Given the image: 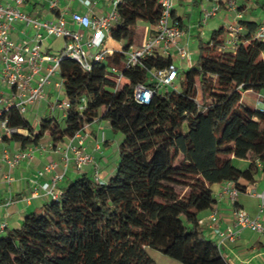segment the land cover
Returning <instances> with one entry per match:
<instances>
[{
	"label": "trees",
	"instance_id": "trees-1",
	"mask_svg": "<svg viewBox=\"0 0 264 264\" xmlns=\"http://www.w3.org/2000/svg\"><path fill=\"white\" fill-rule=\"evenodd\" d=\"M118 11L111 34L128 39L123 49L90 70L68 58L60 61L70 102L64 125L45 117L34 133L15 107L3 116L28 129L29 134L12 137L22 144L44 136L55 143L107 109L112 130L125 135L118 146L123 174L99 181L83 173L27 214L22 225L0 232V264H173L158 262L150 249L182 264H231L199 219L215 208L214 184L231 181L244 192L240 180L254 182L264 168V111L243 99L245 91H264V40L252 38L260 23L248 22L234 48L224 46V27L200 42L197 60L179 78L178 90H161L145 67H127L130 83L113 95L109 67L122 64L125 48L139 38L140 16L156 22L158 0H123ZM171 60L159 56L146 66L166 67ZM137 83L154 90L150 103L134 98ZM126 174L144 183L133 197L123 194L130 185Z\"/></svg>",
	"mask_w": 264,
	"mask_h": 264
},
{
	"label": "built area",
	"instance_id": "built-area-1",
	"mask_svg": "<svg viewBox=\"0 0 264 264\" xmlns=\"http://www.w3.org/2000/svg\"><path fill=\"white\" fill-rule=\"evenodd\" d=\"M29 0H14V4H6L0 1V57L2 69L0 73V137H13L16 133L21 134L23 128L12 126L3 113L11 107H15L23 115L27 111V104L45 99L47 96L46 87L51 84V76L58 74L59 81L55 87L64 89V79L59 72L60 61L68 58L75 61L81 70H90L95 63L106 60L113 51L103 48L102 44L106 37L111 34V27L119 21L120 13L118 5L123 0H112L110 10L102 15L92 16L89 13L72 12L71 22L64 15L56 19L48 20L32 15L21 6ZM86 5L91 0H80ZM51 8H57L59 0H48ZM159 13L152 28L146 30V34L139 44L128 45L123 54L122 64H112L109 76L114 80L112 86L113 95L118 94L120 89L130 83V78L125 74L127 67H145L148 77L156 82L159 87L171 86L178 90L177 80L179 79L178 65L171 60L166 67H148L147 62L155 57H171V52L181 57L189 56L188 43H180L181 37L186 30L181 26L174 14L175 0H158ZM226 9L232 14V19L225 27L224 46L234 48L238 42L239 35L245 30L243 22V8L240 0H225ZM221 5L216 2L202 12L201 23L205 24L208 19L214 16ZM22 22L26 27L34 31L32 42H17L11 37L13 25ZM74 24L79 29L72 28ZM44 33L54 37H62L65 44L58 56L54 57L42 50ZM256 40H264V21H262L252 34ZM53 61L52 64H48ZM3 87L11 89L10 94ZM129 91V88L127 89ZM154 90L143 83H137L133 87V96L142 104L150 103ZM53 107L68 109L70 102L57 99ZM256 107L264 111V91L256 92ZM108 110L104 109L99 116L90 123H85L71 134H67L62 141L52 142L49 145L33 143L28 149H17L11 153L10 149L4 148L0 153V165L6 164L9 171H12L22 160L32 159L37 151L45 150L47 147L61 155L63 171H57L58 161H51L39 170L40 175L52 173L48 181L38 184L32 193L33 196L40 194L56 198L60 195L57 185L63 179L69 164L73 162L78 171L94 165V177L103 181L99 175V168L95 164L94 150H101V143L97 141L93 151L87 149L85 137L90 135V124L93 122L107 121ZM102 127V126H101ZM101 129V128H100ZM101 137H105V131L101 129ZM8 181H13L11 172L6 174ZM225 191L232 199H236L239 190L234 183L227 181ZM251 195L259 199L258 213L250 215L244 208H235L232 212L233 223L222 226L219 222L217 210H213L207 217L211 226L219 236L218 247L221 248L225 240H235L244 228L264 233V191L255 193L250 190ZM11 199V198H10ZM9 199V200H10ZM199 222L206 224V218L201 217ZM1 223L0 228L3 229Z\"/></svg>",
	"mask_w": 264,
	"mask_h": 264
},
{
	"label": "crops",
	"instance_id": "crops-1",
	"mask_svg": "<svg viewBox=\"0 0 264 264\" xmlns=\"http://www.w3.org/2000/svg\"><path fill=\"white\" fill-rule=\"evenodd\" d=\"M6 4H14V0H0ZM258 3V8H254L253 0H240L241 7L243 8V22L246 25L248 22H253L255 25H258L262 21H264V2L261 0H256ZM112 0H91L90 5H86L80 0H59L57 8H51L48 5V0H29L25 2L21 7L30 12L32 15L45 18L48 20L56 19L61 15L71 22V13L72 12H80V13H89L92 16H98L107 13L111 8ZM216 0H175L174 14L176 17H179L182 20L184 25V29L186 33L181 37L180 43H188L189 45V56L186 58L179 57L175 51L171 52V59L178 65L179 78L181 77V66L185 62L186 65L191 66L197 60L193 58V48H196L199 54V43L205 42L203 37L208 35V40L211 38L212 33L218 30L220 27H226L227 23L231 21L232 14L226 9L225 0H217L220 3L221 7L219 11L212 17L208 19L205 24L201 23L202 12L205 8L211 7ZM252 9L251 14L249 10ZM193 11L196 12L198 16L199 26H193V24L189 25L185 21V17L188 15V12ZM139 19L145 22H150L148 16H140ZM138 23V22H137ZM151 26H145L143 31L140 33L139 38L137 39L135 44H139L143 37L146 34V30L151 28L153 23L150 22ZM72 28L79 29L78 26L71 24ZM137 26V24H136ZM34 35V31L30 27H26L22 22H16L13 25V29L11 31V37L17 42H32V37ZM126 40V42L124 41ZM109 43L105 48L111 49L112 51L121 50L125 45L128 44V39L118 40L112 34H110L104 42ZM65 44V39L62 37H54L47 35L44 33V38L42 40V50L44 53L52 55L54 57L58 56L61 50L63 49ZM53 61L48 64H52ZM2 69V61L0 57V73ZM59 76V75H58ZM51 84L48 85V87ZM8 94H10L11 89L8 87H3ZM56 92V87L54 84L53 88H49L48 93L54 94ZM254 93V97L256 100V92L254 91H245ZM47 93V91H46ZM48 93L45 99L39 100L38 102L45 101L48 106L53 107L54 101L48 97ZM65 94V92H64ZM58 99V98H57ZM37 102V101H36ZM35 103V102H34ZM256 107V104H255ZM44 119V118H43ZM42 119V120H43ZM41 120V121H42ZM40 121V123H41ZM107 122V121H106ZM98 123L100 122H93ZM90 124L91 125L93 124ZM90 129V137L94 134L93 130ZM34 133L37 130H33ZM21 134L26 135L29 134L28 129L23 128ZM85 137V140H87ZM65 139V138H64ZM95 142H92V146H88L86 141L87 149L93 151V148L97 141H100L101 144L104 145L106 140L105 137H101V135L94 136ZM62 141V140H61ZM53 141L48 137L44 136L37 143L49 145ZM59 141H57L58 143ZM33 143L22 144L20 141L12 138V137H0V153L4 148L10 149L11 153H14L17 149H28ZM103 150V146L101 145V150L95 153V164L102 168H107L102 170L104 173L109 175L113 169L114 164H110L109 162H105L104 156L110 158L113 156V152L108 149ZM108 150V151H107ZM102 151V152H101ZM111 155V156H110ZM118 161L117 157L115 159ZM58 161L57 171H63V164L61 155L58 152L47 147L45 150L37 151L32 159L22 160L16 167L9 171V168L6 164L0 165V225L4 224L3 229L0 228V232H5L7 228L17 227L22 225L25 220L27 214L31 213L34 209L41 208L44 203L49 200V196L42 193L39 190L40 194L37 196H33L32 193L38 184L48 181L51 177L52 173H46L44 175L39 174V170L42 167L51 162ZM241 166H247V161L239 160L238 161ZM98 167V168H100ZM94 165H90L86 167L82 171L76 170L73 162L69 164L68 169L65 172L63 179L58 183L57 187L59 192L63 191L65 179H75L81 176L83 173L93 172L94 174ZM11 172L14 177L13 181H8L6 178V174ZM71 180V181H72ZM103 180H106L103 179ZM246 186V191L240 192L236 199H232L230 195L225 191L227 182H221L213 185L217 203L214 209H207L201 213L200 217L206 218V224L204 225L206 228V233L208 231L212 234L211 239H213L216 243L219 240V236L217 232L209 226L208 216L213 210H217L219 214V222L220 225L226 226L233 223L232 212L235 208H244L248 211V213L252 216L258 213L259 205L257 207L251 206V202H248L246 199L241 198V196H252L256 198L258 204L260 199L256 195H251L249 193L250 190H254L255 193H259L264 191V168L260 167L255 176L254 182H248L245 179L240 180ZM11 198V199H10ZM10 199V200H9ZM262 221L264 223V216L262 217ZM222 251L225 257L231 264H264V233L253 231L249 228H244L238 237L233 240H225L222 243ZM158 262H170L173 264H182L172 260H166L165 258L158 260Z\"/></svg>",
	"mask_w": 264,
	"mask_h": 264
},
{
	"label": "rangeland",
	"instance_id": "rangeland-1",
	"mask_svg": "<svg viewBox=\"0 0 264 264\" xmlns=\"http://www.w3.org/2000/svg\"><path fill=\"white\" fill-rule=\"evenodd\" d=\"M253 1H254V5H253L254 8H258L259 6H258L257 1L256 0H253ZM261 2H264V0H261ZM48 5H49V3H48ZM251 12H252V9L249 10L250 14H251ZM197 18H198V16H197L196 12L190 11V12H188V15L185 17V21L189 25L193 24V26L197 25L198 27H200L199 22L197 21L198 20ZM262 18H264V16ZM146 25L151 26L150 22H145V21H142L141 19H139L137 26H136L137 33H141ZM203 39L205 42H207L208 35L204 36ZM124 41L126 42V40H124ZM107 45H109V43H107L106 41L102 44L103 48H105ZM192 51H193V58L196 59V57L198 56V51L196 48H193ZM189 69H190V66L186 65V63L184 62L183 65L181 66V76H184L185 72ZM59 80H60V77L58 76V74H54L53 76H51L52 82H51V85L49 87L48 86L46 87L47 93L49 91V88H53L55 82L59 81ZM178 80H177V85H178V88L180 89V85L178 83ZM167 89L170 90V89H172V87L171 86L161 87V90L165 91ZM48 97H50V99L52 101H56L57 98L62 100V101L66 100V96L64 94V89L62 87H56V92L54 94L48 93ZM243 99L251 106H255V104H256L254 93H252V92L244 93ZM64 112H65L64 109L48 106V104L45 101H42V102L37 101L35 103L27 104V111L25 113H23V118H24L25 122L27 123V125L30 129L38 130L39 126H40V121L45 117L58 118L61 125H64V118H63ZM90 128H91V130H93L94 134L91 135L90 137L86 138L87 139L86 141H87V144H89L88 145L89 147L92 146V142L93 143L95 142L94 136H96V135L99 136L101 129H102L105 131L106 138L110 140V145H109L108 149L111 151L113 149H115V151L113 152V156L110 155L111 156L110 158H107L106 156H104V159H103L105 162H109L110 164L111 163L114 164L113 165L114 166L113 171L109 175H107L106 173H104L102 171V170L107 169V168L101 169V167L98 165V167H100L99 168V172H100L99 175L102 177V179H105V178L107 179L108 176H110L114 172H120L123 174V171L118 169V161H116L115 159H116V157H117V159L119 158L118 157V155H119L118 146L124 140L125 135L121 131L112 130L110 124H108V122H106V121H102V123L100 125L98 123H93ZM101 145L103 146V150H106L107 146H105L103 144H101ZM136 145H137V142L129 144V146L131 148H135ZM94 152H98V150H94ZM94 152H93V154L95 156ZM89 175L94 176L93 172H90ZM126 177L128 179H130V185L126 186V188L123 190V194L126 197H133L140 192L144 183H143V181L138 180L139 178H137V176L135 174H129V175L126 174ZM71 180L65 179V182H64L65 188H66V186H68L70 184ZM57 188L60 189V187H57ZM65 188H63L62 190H64ZM81 190L85 191V188H82ZM241 198H244L248 202H251V206H253V207H257V205H259L256 198H254L252 196L244 195V196H241ZM207 236L209 238H211L212 234L208 231ZM217 242H219V240H217ZM149 252L156 260H161V259L165 258L166 260L175 261L171 257L162 254L158 250L150 249ZM176 262H178V261H176ZM178 263H180V262H178Z\"/></svg>",
	"mask_w": 264,
	"mask_h": 264
},
{
	"label": "water",
	"instance_id": "water-1",
	"mask_svg": "<svg viewBox=\"0 0 264 264\" xmlns=\"http://www.w3.org/2000/svg\"><path fill=\"white\" fill-rule=\"evenodd\" d=\"M260 110V109H259Z\"/></svg>",
	"mask_w": 264,
	"mask_h": 264
}]
</instances>
